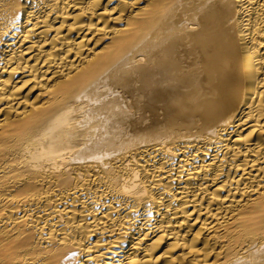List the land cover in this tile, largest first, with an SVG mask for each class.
I'll return each instance as SVG.
<instances>
[{
  "label": "bare ground",
  "instance_id": "obj_1",
  "mask_svg": "<svg viewBox=\"0 0 264 264\" xmlns=\"http://www.w3.org/2000/svg\"><path fill=\"white\" fill-rule=\"evenodd\" d=\"M0 264H264V0H0Z\"/></svg>",
  "mask_w": 264,
  "mask_h": 264
}]
</instances>
